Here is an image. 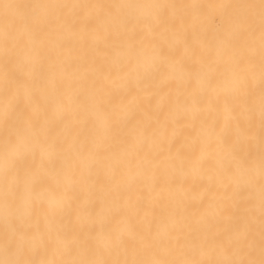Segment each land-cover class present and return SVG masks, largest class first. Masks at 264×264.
Wrapping results in <instances>:
<instances>
[{
    "label": "bare ground",
    "instance_id": "bare-ground-1",
    "mask_svg": "<svg viewBox=\"0 0 264 264\" xmlns=\"http://www.w3.org/2000/svg\"><path fill=\"white\" fill-rule=\"evenodd\" d=\"M0 264H264V0H0Z\"/></svg>",
    "mask_w": 264,
    "mask_h": 264
}]
</instances>
